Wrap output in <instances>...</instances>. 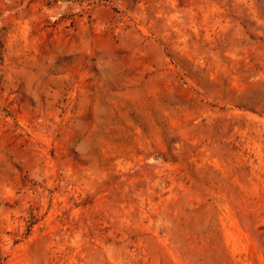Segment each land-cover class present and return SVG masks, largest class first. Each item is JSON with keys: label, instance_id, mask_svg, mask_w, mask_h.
Instances as JSON below:
<instances>
[{"label": "rangeland", "instance_id": "1", "mask_svg": "<svg viewBox=\"0 0 264 264\" xmlns=\"http://www.w3.org/2000/svg\"><path fill=\"white\" fill-rule=\"evenodd\" d=\"M0 264H264V0H0Z\"/></svg>", "mask_w": 264, "mask_h": 264}]
</instances>
